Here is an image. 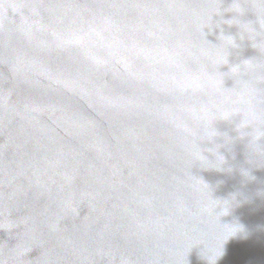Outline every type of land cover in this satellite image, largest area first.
<instances>
[{
    "label": "water",
    "instance_id": "obj_1",
    "mask_svg": "<svg viewBox=\"0 0 264 264\" xmlns=\"http://www.w3.org/2000/svg\"><path fill=\"white\" fill-rule=\"evenodd\" d=\"M247 89L264 0H0V264H264Z\"/></svg>",
    "mask_w": 264,
    "mask_h": 264
},
{
    "label": "clouds",
    "instance_id": "obj_2",
    "mask_svg": "<svg viewBox=\"0 0 264 264\" xmlns=\"http://www.w3.org/2000/svg\"><path fill=\"white\" fill-rule=\"evenodd\" d=\"M178 47H182V45H178ZM188 56H193L194 54L190 51H187ZM146 60H151V57L146 54ZM170 60L172 63H177L181 61V53L179 51L173 52L170 56ZM203 86L198 85L194 91L200 92L203 91ZM235 108L230 109L236 113V116H240L241 112L247 113L250 118H252L255 122L260 123L264 122V112H262L259 108V99L253 89H247L246 94H240L236 97L235 101H233ZM201 108L204 105L200 106ZM189 119L191 124L185 127V132L189 137L188 142L184 145V150L195 162H200V156H206L205 152L200 151L199 153L195 151L193 148L190 138L195 134V129L199 127V116L198 110L196 108H192L189 113ZM203 131V130H201Z\"/></svg>",
    "mask_w": 264,
    "mask_h": 264
}]
</instances>
